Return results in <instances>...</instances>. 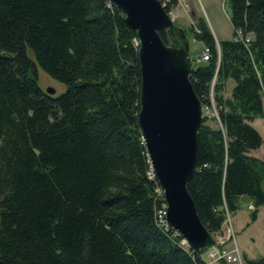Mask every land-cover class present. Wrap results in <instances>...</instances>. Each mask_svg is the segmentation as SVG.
<instances>
[{
    "label": "trees",
    "instance_id": "1",
    "mask_svg": "<svg viewBox=\"0 0 264 264\" xmlns=\"http://www.w3.org/2000/svg\"><path fill=\"white\" fill-rule=\"evenodd\" d=\"M228 2L233 34L219 50L202 21L190 30L209 50L192 88L217 117L198 130L188 192L213 237L241 200L252 222L264 208V162L250 155L264 145L250 125L263 116L264 0ZM38 69L64 91L47 96ZM139 107L138 40L112 4L0 0V264H206L156 220L164 200Z\"/></svg>",
    "mask_w": 264,
    "mask_h": 264
},
{
    "label": "water",
    "instance_id": "2",
    "mask_svg": "<svg viewBox=\"0 0 264 264\" xmlns=\"http://www.w3.org/2000/svg\"><path fill=\"white\" fill-rule=\"evenodd\" d=\"M106 1L121 14L138 40L137 121L166 205V225L193 252L205 253L216 241L202 225L188 192L196 168L197 133L204 116L190 81L193 67L187 35L169 17L161 0ZM160 32L166 33L168 44L162 41ZM44 93L53 97L55 91L48 88Z\"/></svg>",
    "mask_w": 264,
    "mask_h": 264
},
{
    "label": "rangeland",
    "instance_id": "3",
    "mask_svg": "<svg viewBox=\"0 0 264 264\" xmlns=\"http://www.w3.org/2000/svg\"><path fill=\"white\" fill-rule=\"evenodd\" d=\"M171 12L175 19L174 23L181 27L187 35L189 55L192 59L193 68L200 64L197 59L202 56L203 51L202 43L196 41L190 31L191 29H196L198 21H202L206 25L217 47L220 42L232 39L233 28L230 22L228 0H182V2L180 0ZM37 78L41 90L46 91V89L52 88L55 91L53 97L58 96L65 89L63 85L50 79L40 69L37 70ZM234 85L233 80L227 81L224 91L225 98L230 97ZM262 105L263 116L255 119L250 125L260 134L264 142V97L262 98ZM210 117L216 118L212 113ZM207 125L213 129L221 127L218 120L208 121ZM256 157L264 162V145L256 150ZM262 189L264 190V185ZM251 206L246 200H241L236 214L234 216L228 214L224 222L222 235L214 237L216 241L217 238L226 234L227 228L232 229L234 237L232 241L226 244V247L228 249L237 247L241 260L243 256L249 259L264 258V208L260 207L257 209V218L252 222L250 214L255 209L254 207L250 209ZM242 264H244L243 260Z\"/></svg>",
    "mask_w": 264,
    "mask_h": 264
},
{
    "label": "built area",
    "instance_id": "4",
    "mask_svg": "<svg viewBox=\"0 0 264 264\" xmlns=\"http://www.w3.org/2000/svg\"><path fill=\"white\" fill-rule=\"evenodd\" d=\"M178 2H180V0H178ZM161 3L163 7H165V3L163 2V0H161ZM168 15L173 21L175 20L171 11L168 12ZM240 38L241 37L239 35V37L236 40ZM247 42H249V38L245 39V43ZM208 60H209V50L207 48H203L202 56L200 57V62H207ZM211 103H212L211 109L208 107L205 108L202 107V113L204 117H210L211 113L213 114V116L217 117L216 109L212 99H211ZM251 208L252 206L250 207V209ZM165 216H166V205L164 203L162 208L156 214V220L159 223V225L161 226L164 225L165 227H168L166 225ZM227 217H228V213L226 214V219ZM225 233H226L225 235L216 239V245L214 247H212L205 253L199 254L200 259L204 261L206 264H218L221 261H224L227 264H242V260L239 255L238 248L233 247V249H228L226 247V244L232 241L234 237V232L232 231V229L227 228ZM181 244L185 248L187 249L189 248V246L187 245L184 239L182 240Z\"/></svg>",
    "mask_w": 264,
    "mask_h": 264
},
{
    "label": "crops",
    "instance_id": "5",
    "mask_svg": "<svg viewBox=\"0 0 264 264\" xmlns=\"http://www.w3.org/2000/svg\"><path fill=\"white\" fill-rule=\"evenodd\" d=\"M181 2H182V0H181ZM250 155L253 156V157H256V150H254L253 152L251 151V152H250ZM256 158H257V157H256ZM258 159H259V158H258Z\"/></svg>",
    "mask_w": 264,
    "mask_h": 264
}]
</instances>
